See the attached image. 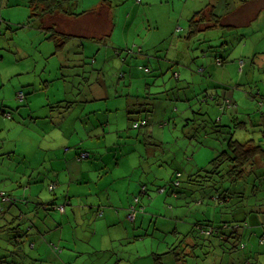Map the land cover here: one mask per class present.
<instances>
[{
  "label": "rangeland",
  "instance_id": "obj_1",
  "mask_svg": "<svg viewBox=\"0 0 264 264\" xmlns=\"http://www.w3.org/2000/svg\"><path fill=\"white\" fill-rule=\"evenodd\" d=\"M101 1L102 0H70L67 5H72L73 11L80 13L93 8ZM111 1L115 5H118L114 8L118 16L116 18L113 33L110 37L106 34L107 28H105L104 24L101 25L100 29L97 26L94 28L91 27L89 33L91 35H97L94 39L95 42L87 39H73L64 49L58 52L55 49V42L49 39L46 40L43 32L41 42H34V36L37 33L29 28L28 25H26L27 22H25L28 21L31 15V10L29 8L30 0H10L9 9H6V11L8 10L6 19L9 21L7 23L9 25L2 24L0 29V56L3 57L0 61V71L4 70L6 74L13 71L24 74L15 76L12 78V81L4 83L2 81V72H0V100L21 99L18 98L17 91L14 89L11 91L14 82H21L25 85L29 83L36 86L40 85V92L36 91V93L34 92L30 96L33 97L34 110L38 111L36 115H41L42 117L49 115V118L43 119L41 123L43 126H49L50 122L53 121V109L61 107V104L54 105V102L63 97L66 88L73 91L71 94H65L68 101L74 99L76 96H83V94L80 93L82 82L87 84L86 81L91 83L93 81L95 82L97 78L104 77L107 82L116 83L119 79L118 77L113 78V69H106L103 74H100L98 66L94 65V54H106L107 66L115 64V59L118 57V54H123V58L126 54H163V56H170L167 58L168 61L165 60L160 62L153 58L151 59L152 63L146 62L141 65H138V61H135L134 65L137 69L133 76L136 81L135 89H137V87H143L146 81L150 82L152 80V87L154 88L156 86V82L154 81L157 80L158 76L159 83L157 84H160V86L165 80H167L168 87L172 89L176 84H187L183 79L180 83L175 79L177 77L176 74H179L181 69L174 63L177 62L184 68L190 67L187 65V62L181 63L180 60L176 58L181 54H197L199 59L192 57L191 62L199 63L206 54L209 56L208 59H211L212 62L215 61V55L223 56L222 58L225 59L226 62L224 68L232 70V72H229V69L227 70L221 67L216 69L219 71H217L218 73H220L222 69V74H225L223 73L224 71L230 73L225 83L228 86L227 89L218 87L208 90V87L206 88L203 85L199 86L194 83L188 84L189 87L186 88L177 86L178 88L180 87V90L176 88L162 93L164 89L160 87L157 88L158 90L155 89L152 91L155 100L158 101V98L164 95L166 96L167 93L170 94V98L173 100H178L179 94H183L185 98V93L189 94V98H194V100H196L200 99L203 94H206L204 91L207 90V93L209 92L217 95V102L220 101L219 104L225 107V110H222V106L219 108L221 112H219V115H226V117H228L229 114L235 112V116L237 117L244 116V113H248L247 105H245L244 108H240V111L236 109V106H240L242 101L252 104L256 107L255 110L257 112L264 108L259 107V98L256 100L252 99V96L257 94L258 89L264 93V34H262L260 30L261 25L254 30L243 26L241 28H236L234 30V36L231 35L232 32L229 33L230 31L225 32V30L222 31L220 27H212V29H204L205 31L190 37L188 25L191 16L203 10L208 4L215 6V3H219L218 0ZM4 3L3 0V6ZM5 5H8L7 1ZM130 6L131 8H129ZM254 8H251L249 11L250 15L248 18L246 17L248 11L246 10V16L241 18L239 21L240 24H245L254 16L257 11ZM1 10L2 2L0 1V14L2 13ZM128 12L131 13L130 16ZM235 16H240V13L232 15L233 18H235ZM225 22L227 23L228 21ZM240 34L246 35V37L242 40L240 39ZM135 57L138 58V56L135 55H132L131 58ZM78 59L80 60L79 67L76 65ZM159 64L163 66L162 75H160V72H155L158 70ZM159 68L161 70L160 66ZM147 69H150L151 72H148ZM76 71L81 74L80 78L82 79V82L78 85L74 83L76 78L73 74ZM120 72L124 73L123 71ZM122 75L123 74H121V76ZM204 78L207 77L204 76ZM92 79L95 80L92 81ZM187 81L190 83L191 80L188 79ZM181 87L183 89H181ZM27 88H29V86L23 87L21 91L27 90ZM47 99L50 101H47ZM162 101H164V98ZM169 102L173 103L172 101ZM194 103H196V101H194ZM178 106L181 109L183 108L182 104H178ZM162 107L163 105L158 103V109L160 110ZM195 107H197L194 108L195 110L200 108L203 109V107L204 109H209L213 118L217 109L215 108V102L212 101L197 103ZM18 108V106L13 108L15 114H17L16 110ZM51 114L52 116H50ZM110 115L117 118L119 124L125 127L127 133L134 132V135L143 138V132L132 129L130 124L128 125V122L121 118V111H115ZM193 117L191 116L187 119ZM187 119H185L184 123L183 121L178 122L177 129H175L174 123H171L170 127L166 125V129H164V127H153L154 129L156 128L154 131L156 142L159 143L157 139L160 140L163 143V147L154 145L152 152L155 156L148 159H146L147 157L145 158L148 164H151V173H145L141 167H138L137 171L134 172V168L139 165L138 156L139 153H141L139 151L146 152L147 149L143 142L138 144V148L130 142L134 140L131 138L128 145L121 143L120 146L125 145L124 149H127L128 154L123 156L120 152L119 156H112L114 158L117 157V160H114V165L120 162V167H113L105 171L101 170L100 164L102 163L98 160L101 159V156L105 153L109 145H111L112 148L116 147L119 141L116 139L117 135L113 133L110 137L108 136V144L100 142V153L98 155L95 154L96 152L91 151L95 154L92 156L91 162L96 160L100 164L97 166V171H93L90 174L93 177L90 190L88 186H82L83 191L92 194V196H88L89 200H92L96 192L102 190L105 184L110 180L121 179L115 180L113 183L116 188L123 190V194L128 190L130 192L135 191L138 187V183H145L148 185L149 195L151 197L143 198L136 204L133 208L134 211H131L132 218L128 216V220L131 222L135 221V218H133L134 212L135 215L144 214L147 216L148 214L144 226L152 221L151 227L148 228L150 237H148L147 241L144 243L141 241V237H135V240L137 239V245H129L122 240L113 242L111 248H113L115 252H122V258H124L123 264H125V259L130 258V255L137 256V254L140 256L139 259L145 258L138 260V262H141L139 264L143 262L155 264L151 257V252L154 254H164L161 260L163 264H233L232 258L236 259L238 257L237 254L236 256H231V254L229 255L227 253L223 254L221 247L216 248V253L205 256L204 250L206 248L203 250L195 249L192 243L186 246V238L188 237L189 239L190 232L198 220L204 222L208 219L213 222H219L230 215L227 214L230 212V209H220L218 206L214 207L209 204L207 197L203 199L205 200L203 203L193 202L191 196H188L189 193L185 192L187 188L184 183L188 174L196 172L202 167L207 168L210 161L216 157L217 152L222 149L221 143L213 135L206 137L203 130H199L196 134L193 132L191 128L193 126H200V124H202L201 120L192 123L186 121ZM228 123L234 125L235 121ZM185 125H188V127L184 128ZM115 126L116 124H113V127ZM256 132H258L257 126L248 125L247 129L238 128L235 133V138L240 142H242V140L247 141L248 139H253L255 143L261 144L256 136ZM43 134L44 133H42V135ZM194 134L196 135L195 138L190 140L189 138ZM26 135L29 136L31 133L27 131ZM20 137L23 136L18 129H13L8 133V139L10 141H17ZM203 140H205L207 146L198 147V142L200 143ZM49 141L48 137H44V135L41 137V152L43 151V153L40 155L36 165L37 170L35 176H37L39 180L34 184V190L39 197L38 203L40 201L42 203L54 202L57 205L53 208V211L51 209L50 213L42 211L40 213L41 216L44 217L45 214H48L49 217H52L50 219L58 217V219L64 220V216L67 217L64 213L65 211L70 215V207L67 206V201L65 200L67 186L69 184L67 180L69 167L66 165L67 162H65L62 153L58 152V156H53V145L47 149V143ZM116 151L120 150L117 149ZM112 152L113 150L109 153ZM107 156L109 158L110 155ZM57 158L59 159L57 160ZM73 166L78 167L75 168L76 171L81 167L78 163H74ZM81 171L82 168L79 171L78 177H73L74 173H70L72 174L73 180H79L82 177L83 173ZM179 171H182L181 177L179 178L182 186L179 188L180 191H184V193L176 196L170 193V190L171 187H174L173 181L176 179ZM28 175L22 178L27 181ZM159 185L164 187L166 185L167 193L159 192L157 190V186ZM262 185H264V179ZM121 197L123 198L122 195ZM256 197L257 196H253V199H256ZM150 199H153L152 202H149ZM114 200L117 202L118 197L114 196ZM134 202L135 198L131 201L128 210ZM258 203V205H260L262 201ZM78 204L80 203H74V205ZM91 204L98 207L94 202ZM116 207V210L119 211L120 206L117 204ZM101 210L104 211L105 208ZM262 212L263 213L255 214L256 216L248 217L247 219L249 223L247 230L257 235V237H252L251 239V237L246 236L245 238L247 247L246 253H255L254 258L257 264H264V209ZM255 218H261L259 224H254L252 222ZM70 220L73 221L75 225L79 224L77 227L75 226V230H79L84 226V221L79 222L76 219ZM98 224L102 227L103 221L100 220ZM143 229L145 230V228ZM138 231L142 232L141 228H139ZM47 235H49V233ZM259 236H261V238H259ZM74 241L76 245L73 246L74 248L72 249L75 253V261L72 264H94L92 261L97 260L99 257L97 256L98 253H96V251L99 250V245L96 244L95 241L92 244L87 243L83 238V232L76 236ZM125 241L127 240L125 239ZM174 248L177 249L176 253L179 254L178 257L171 251ZM62 251V248H60L59 251L57 250V252H60L59 255L63 253ZM125 252L126 254H124ZM79 253L82 254L80 255Z\"/></svg>",
  "mask_w": 264,
  "mask_h": 264
},
{
  "label": "crops",
  "instance_id": "obj_2",
  "mask_svg": "<svg viewBox=\"0 0 264 264\" xmlns=\"http://www.w3.org/2000/svg\"><path fill=\"white\" fill-rule=\"evenodd\" d=\"M6 1L8 5H5ZM4 2L5 3L3 6L2 1V13L0 15L3 17V19H1L0 23L1 26L2 24H6L8 26L9 24L7 23L9 21H7L6 19L8 10L6 11V9H9L10 0H4ZM233 5V7L228 8V6L224 4L222 5V7L215 4L216 7H220L219 11H223L225 9L228 10V13L223 17V21L226 25L234 24L238 27H249L252 30L261 25L260 30L262 31V34H264V0H249L248 2L238 0ZM115 6L118 5H115L111 0H102L101 2H98L97 5H95L93 8L77 13L73 11L72 5H66L69 13H59L58 15H56L55 22L57 25V29L61 33L75 36L74 39H87L89 41L95 42L94 39L97 37V35H91L89 33V30L91 27L94 28L95 26L100 29L101 25L104 24L105 28H107L106 34L108 37H110L113 33L116 18L118 16L116 10L114 9ZM129 8H131V6ZM251 8L257 10L254 16L245 24H240L239 21L241 20V18L243 16H246V10L248 11L246 17H249V11L251 10ZM236 13H240V16H235V19L232 17V15ZM128 15L130 16L131 13L128 12ZM225 21L228 22L226 23ZM29 28L33 29L37 33L34 36V42L38 41L40 43L43 36V31L32 27ZM221 30L223 31L224 29ZM132 55L138 56V58H131ZM94 56V65L98 66V71L100 72V74H103L104 70L106 69H113V78L118 77L119 79L116 83H109L103 77L97 78L96 80L92 79V81L95 80V82L93 81L91 83H88V81L85 80L87 82V84H85L80 78L81 74L76 71L73 74V76H75L76 78L74 83L78 85L82 82L80 93H82L83 96L78 97L76 103L70 109L66 110L64 107V100H67L65 94L73 93L72 90L66 88V92L64 93L63 97L57 99L54 102V105L61 104V107L53 109V121L50 122L49 126H43L41 124L43 119L49 118V115H46L44 117H42L41 115H36L38 111L34 110L35 106L33 104V97L30 96L34 92L36 93V91L40 92V85L36 86L32 83L25 85L21 82H14L12 84L11 91L14 89L17 92H20L23 87L25 88L29 86L27 90L23 91L26 94V99L0 100V142H2L3 144L2 149L0 150V204L3 203L1 197L2 193H6L23 200L29 199L31 201H38L39 197L34 190V184L39 180L35 175L38 159L43 153V151L41 152L42 144L40 143L41 137H43V135L44 137H48L50 140L47 143V149L53 145V156H58V152L62 153L65 162H67L66 165H68L69 167V175L67 179L69 184L67 186L65 200L67 201V206L70 207V215L67 214V211H65L64 213L65 215H67V217L64 216V220H60L58 219V217H53V219H50L52 217H49V215L48 219L46 220L49 230L53 229V231H51L50 233L51 238L49 241H53L57 247L62 248L63 253L59 255L60 252L57 253L56 249H52L50 247V244L47 242V239L38 234L34 238V240L36 239V241L32 242L31 245V257L33 256V259H37L33 262V264H72L75 261V253L72 249L74 248L73 246L76 245L74 238L82 232L83 238L87 243L92 244L95 241V243L99 245L98 252H101L102 254H97V256L99 257L97 260L92 261V263L94 264L124 263L122 252L116 251V254H113L111 252L115 251L113 248H111L113 246L112 243L115 241L122 240L129 245H137V239L135 240V237H141V241H143V243L146 242L147 238L150 237L148 228L152 225L151 221L147 223L146 226H144L148 214L147 216H145L144 214L137 215V218L134 222L128 220V207L134 196L139 192L140 183H138L137 181L138 187L135 191L130 192L128 190L123 194V190L116 188L113 183L115 180L121 179L110 180L105 184L102 190L96 192L92 200H89L88 196H92V194L83 191L82 186H88L90 190L93 179L90 174L93 171H97V166H99L100 164L96 160H93V162H91L92 156L95 154L98 155L100 153V142L108 144V136L110 137L113 133L117 135L116 139L119 141L116 147L112 148L111 145H109L106 148L105 153H103V155L101 156V159L98 160L102 163L100 164L101 170L105 171L113 167H120V162L114 165V160H117V157L114 158L112 156H119L120 152L123 156L128 154L127 149H124L125 145L120 146L121 143H125L126 145H128L130 138L134 139L130 142L133 143L136 148H138L139 143H144V135L143 138H139L138 135H134V132L127 133L125 127H122V125L119 124L117 118L110 115L115 111H121V118L127 121L128 125L130 124L131 126L130 117L128 115L130 104L135 105L137 103H148L149 107L153 110V112L150 114L154 119L151 130L145 129V132L147 133L151 131L150 133H152L154 137V131L156 128L154 129L153 127H164V129H166L164 125H161V122H163L164 120H169L172 124L174 123L175 129H177V123L180 121H183L184 123L185 119L191 117L192 110L194 108H197L195 107V105L199 103H189L192 109L191 107H189L190 105H186V108H179L178 111H176V104H174L173 99L170 98V94L167 93L166 96L164 95L161 98H158V101L155 100L152 91L157 89V87H152L153 80L150 82L146 81L143 87H137V89H135L136 81L133 77L137 70L134 65L135 61H138V65L146 62L152 63L151 59L153 58L160 62L165 60L168 61L167 58L170 57L169 55L163 56V54H126V56L123 58V54H118V57L115 59V64L112 66H107L106 54H94ZM192 57L199 59V56L197 54H181L176 58L179 59L181 63L187 62V65H189L190 67L184 68L179 65V63H174L181 69L176 78L181 82L183 79V81L187 83L179 86H183L184 88H186L189 87L188 84L195 83L199 86L203 85L206 88L208 87V90L218 87H224L225 89L228 88L225 83L228 74H230L228 73V71L232 72V70H230L229 68H224L225 63H223L222 65H217L215 61L212 62L211 59H208L209 56L205 54L203 56V60H200L199 63L196 62V65L195 62H191ZM2 59L3 57L0 56V61ZM79 61L80 60L78 59L76 62V65L78 67L80 64ZM159 66L161 67V70ZM159 66L158 70L155 72H160V75H162L163 66L160 64ZM201 67L204 68L203 73L199 71ZM218 67L229 70L224 71L223 73L225 74H222L223 69L222 71H220V73H218L219 71L216 70ZM120 71H123L124 73ZM214 71L218 72L215 73ZM0 72H2V81L4 83L12 81V78H14L15 76L24 74L17 71H13L7 74L4 72V70H1ZM149 72H151V70ZM121 74L123 75L121 76ZM204 76H206L207 78H204ZM158 77L157 80L154 81L156 82V84L159 83ZM188 79L191 80L190 83H188ZM175 86L176 87L173 86V88H177L178 85L176 84ZM181 89L183 88L181 87ZM210 94L212 93H207V95ZM185 95L189 96L188 93H186ZM148 96H150V99H145V97ZM257 96H264V93H262V91L258 89ZM163 98L164 101H162ZM70 100L72 101L73 99ZM171 100L173 103L169 102ZM47 101L50 100L47 99ZM158 103H161L163 105L160 110L158 109ZM216 105L217 104H215V108L217 109L215 114L218 115L220 110ZM245 105L248 106L247 114L244 113V116L242 115L240 117H237L235 116V112H232L228 117H226L225 115L223 117V121L224 123H228L233 121L234 119H241L244 122L243 129H247L248 125L256 127L258 124V132H256V136L258 137L259 142L264 145V138L262 133L263 127L260 125L261 121L259 119V114L261 111H264V108L257 112L255 110L256 107H254L252 104H249V102L246 101H242L240 106H236V109L240 111V108H244ZM16 106L19 107L16 110L17 114H15L13 109ZM261 107H264V105ZM50 116H52V114ZM134 118V120H138L139 115H134ZM171 123L168 125L169 127ZM113 124H116V126L113 127ZM13 129H18V131L22 133L23 137L18 138L17 141H10L8 139V133ZM27 131H29L31 135L27 136ZM42 133L44 134L42 135ZM158 141L161 142L160 140ZM242 142L246 141L242 140ZM160 144L163 143L161 142ZM117 149L120 151H116ZM112 150L114 153H109ZM91 151L96 153L94 154ZM82 152H89L90 158L81 160L79 158V155ZM139 152H141L138 156L140 164L143 161V155H145V152ZM107 155H110L109 158ZM151 157L152 156L149 155L148 158ZM59 158H57V160ZM74 163H78L79 165H81L78 171L75 170V168L78 167L73 166ZM258 166L261 168L259 171L263 172L264 165H262L261 161H259ZM81 168V172L83 173L82 177L79 180H73L71 176L72 174L70 173H74L73 177H78ZM136 168L137 167H135L134 170ZM143 169H146L145 173H151V164H146ZM27 175V181H25L22 177H26ZM121 195L123 196V198L121 197ZM114 196L118 197L117 202L114 200ZM152 200L153 199H150L149 202H152ZM75 202H79L80 204L74 205ZM92 202H94V204H97V206H102L103 208H105L102 217H98L97 212L93 208L95 207V205H92ZM117 204L118 206H120V210L116 212ZM88 206L93 207L89 208ZM2 207L6 209L8 205H6V203H3ZM78 217L82 220H80ZM70 219H76L79 222L84 221V226L79 230H75V228L79 224L75 225V223ZM260 219L261 218H255V220H253L252 222L254 224H259ZM100 220L103 221L102 227H100L98 224ZM139 228H141L142 232L138 231ZM143 228H145V230ZM246 234L248 235L249 232H246ZM125 239L127 241H125ZM124 254H126V252ZM150 254L152 257L153 252H151ZM118 257H120V260H118ZM139 257L140 256L138 254L137 256L130 255V258L125 259V264H139L141 262H138V260L145 259H139ZM142 264H147V262H143Z\"/></svg>",
  "mask_w": 264,
  "mask_h": 264
},
{
  "label": "trees",
  "instance_id": "obj_3",
  "mask_svg": "<svg viewBox=\"0 0 264 264\" xmlns=\"http://www.w3.org/2000/svg\"><path fill=\"white\" fill-rule=\"evenodd\" d=\"M0 1L2 2L3 0ZM69 1L70 0H30L29 3L31 15L28 18L26 25L42 30L46 39L55 42L56 51L58 52L64 49V47L75 37L58 31L55 22L56 15L59 13H69L66 7ZM236 1L238 0H218L219 3L215 4L220 5V3H223L230 8L234 6L233 4ZM240 1L248 2L249 0ZM220 7H222V5H220ZM220 7L208 4L203 10L193 14L189 19L188 25L190 37L204 31V29H212V27H220L221 29H224L225 32L230 31L229 33L232 32L231 35L234 36V30L241 27L234 24L226 25L223 21V17L228 13V10L225 9L219 11ZM1 19H3V17L0 15V22ZM245 37L246 35L240 34V39L243 40ZM222 57L223 56L215 55L214 58L217 65L226 63L225 59ZM203 69L204 68L201 67L199 71L203 73ZM147 71L149 72L150 69H147ZM177 80L178 83L181 82L179 79ZM177 85L179 86L181 84ZM155 87H162L164 89L162 93L176 89L169 88L166 80L163 81L161 86L160 84H156ZM178 90H180V87ZM20 92L24 94V97L23 99H20L18 96V98L20 100H25V92ZM20 92H18V94ZM204 92L206 94H203L200 99L196 100H194V98H189L187 95H185L184 98L183 94H179L178 100H173L174 102L176 101L174 103L176 104V111L179 109L178 104H182V109H184L186 108V105L189 106V103L194 101L199 103L216 101L215 104H217L216 106L218 108L222 106L217 102L216 95H207V90ZM252 97L255 100L259 98L260 107L264 105V96H257L256 94V96L254 95ZM77 99L78 97L76 96L72 101L64 100V103L66 104L65 109H70L76 103ZM145 99H150V96L145 97ZM189 107H191V105ZM222 110H225L224 106H222ZM152 112L153 110L149 107L148 103L130 104L128 109L131 128L137 131L140 130L144 133V144L147 149L145 155H143V161L138 165L139 168L141 167L144 171L146 170L143 169L144 166L148 164V162L146 163V159H148L149 155L155 156L152 152L154 145L163 147V144H160L161 142L158 140L159 143L156 142V139L153 137L152 133H150L151 131L147 133L145 132V129L151 130L154 119L150 114ZM134 115H139L138 120H134ZM191 116L194 117L187 119L186 121L196 123L201 120L202 122L200 126H193L191 128L193 132L196 134L199 130H203L206 137L213 135L221 143L222 149L217 152L216 157L210 161L207 168L202 167L199 168L198 171L188 174L184 183L187 188L185 192L189 193L188 196H191L193 202L196 201L198 203H203L205 201L203 199L207 197L209 204L214 207L218 206L220 209H230V212L227 213L230 215L219 222H213L208 219L204 222L198 220L190 232L189 239L188 237L186 238V246L192 243L193 248L195 249L203 250L206 248L204 250L205 256H208L211 253H216V248L221 247L223 254L227 253L229 255L231 254V256H236L237 254L238 257L236 259L232 258L233 264H257L254 258L255 253H246L247 247L245 244V238L246 236L251 237V239L252 237H257V235L250 233L247 230L249 226L247 219L248 217L256 216L255 214L263 213L262 210L264 209V185H262L264 171L260 172L259 170L261 168L258 166L259 161L264 165V145L255 143L253 139L246 142H240L235 138L236 130L238 128H243L244 122L242 120L234 119L231 121H235L234 125L224 123V115L215 114L213 118L209 109H204V107L203 109L200 108L198 110L193 109ZM259 119L261 121L260 125L263 127L262 133L264 138V111L260 112ZM143 121H145L144 125L141 124ZM170 123L169 120H164L161 122V125L166 126ZM137 124L138 126L135 127ZM188 125H185L184 128L188 127ZM195 134L189 139L191 140L195 138ZM2 146L3 144L0 142V150L2 149ZM202 146H207L205 140L200 143L198 142V147ZM85 153L89 154V156L87 158H82V155ZM79 158L81 160L88 159L90 158V153L82 152L79 155ZM138 166L134 170L135 172L137 171ZM181 172L182 171H179L177 173V177L173 181L174 187H171L170 190V193H173V195L176 196L184 193V191H180L179 188L182 186L179 179L181 177ZM157 190L161 193H167V186L165 185L164 187L159 185L157 186ZM253 196H257L256 199H253ZM1 197L2 202L6 203L8 207L4 209L2 207L3 203L0 204V264H33L37 259H33V256V258L31 257V245L32 242L36 241L34 238L38 234L47 239V242L52 249L59 251L60 247H57L53 241H49L51 238L50 233L53 229L49 230L48 224L46 223L48 214H45L44 217L40 214L42 211H45V213H50L51 209L53 211V208L57 206L54 202L42 203L40 201L38 203L37 201H31L29 199H19L6 193H2ZM150 197L148 185L140 183L139 192L134 196L135 202L128 210L129 218L130 216L132 218L131 211H134L133 208L136 204H138L143 198ZM257 201H262V203L258 205L259 203ZM88 207L90 208L93 206ZM93 208L97 212L98 217L103 216L104 211L101 210L103 208L102 206ZM133 218H135V220L137 218L135 212ZM246 232H249V234L247 235ZM48 233L49 235H47ZM259 238H261V236H259ZM176 248L171 251L176 257H178L179 254L176 253ZM111 252L116 254L115 251ZM96 253L101 252L96 251ZM163 255L164 254L153 253L152 257L155 264H163L161 261ZM118 260H120V257H118Z\"/></svg>",
  "mask_w": 264,
  "mask_h": 264
},
{
  "label": "built area",
  "instance_id": "obj_4",
  "mask_svg": "<svg viewBox=\"0 0 264 264\" xmlns=\"http://www.w3.org/2000/svg\"><path fill=\"white\" fill-rule=\"evenodd\" d=\"M18 96H19V98L23 99L24 94H23L22 92H20V93L18 94ZM141 124L144 125V124H145V121H143ZM137 126H138V124L135 125V127H137ZM88 156H89V154L85 153V154L82 155V158H87ZM51 188L53 189L52 186H51Z\"/></svg>",
  "mask_w": 264,
  "mask_h": 264
}]
</instances>
